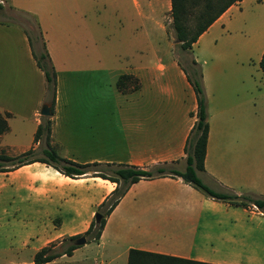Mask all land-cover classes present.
<instances>
[{
    "label": "crops",
    "instance_id": "crops-1",
    "mask_svg": "<svg viewBox=\"0 0 264 264\" xmlns=\"http://www.w3.org/2000/svg\"><path fill=\"white\" fill-rule=\"evenodd\" d=\"M45 1L4 0L1 9L30 14L41 25L56 72L52 143L59 154L78 163L128 164L144 168L175 162L176 167L183 170L186 140L196 120V95L179 62L188 64H184L170 48L164 52L159 44L154 47V36L158 35L156 28L152 30L151 27L155 20L154 10L160 3H167L171 8L170 0ZM244 3L253 8L249 17L245 16L247 18L244 17ZM116 18L129 33L134 46L129 54L133 53L134 59L127 55L128 58L120 61L121 55L114 54L118 61L113 66L111 51L105 55L102 50L96 59L92 26L114 24ZM255 19L264 20V0H241L210 25L190 51L191 59L201 66L209 123L205 170L199 171L198 175L215 190L264 197V99L256 100V96L261 95L256 88L262 87L256 85L249 62L241 57L251 50L248 26ZM52 24L60 26L55 33L50 27ZM144 25L149 34L144 33ZM0 26L4 23L0 22ZM143 36L152 47L148 50L149 59H145L143 50L139 49L138 43L140 41L142 45ZM263 52L264 40L260 43L259 60ZM39 71L43 84L41 82L37 91L32 111L36 128L42 117L41 104H52V93L48 92L44 74ZM122 74L130 76L125 91L116 86ZM12 112L0 105V114L6 120ZM7 124L10 129L8 120ZM2 137L3 133L0 140ZM39 142H34L33 137L32 143L21 152L30 148L36 150ZM22 170L27 174L23 189L42 203L23 211L27 221L22 239L18 235L5 249L27 250L29 264H88L94 254L101 259L100 264H120L122 254L127 255L131 248L217 264H258L251 255L233 249L218 255V250L223 249L221 240L225 239L223 243L239 241L233 235L220 237L215 242L200 238V243L186 245L184 239L174 240V234L168 236L162 232L163 224L182 211L179 197L200 202L204 206L201 211L188 209L191 213H201L199 217L207 209H225L231 216L264 214L255 206H232L204 196L181 178L170 176L133 183L106 217L97 241L86 238V242L76 244L70 254L63 253L50 262L36 263L34 255L41 248L50 243L57 246L66 236L86 232L94 220L96 208L111 193L115 183L93 176L91 172L71 178L41 161L0 172L13 175ZM77 185L83 187L75 189ZM159 199L171 208H149ZM58 207L63 208L69 224L65 228L53 224V231L47 234V215L49 213L53 221ZM35 222L36 226L31 230ZM125 223L130 226L129 233H137V244L127 243L119 250L117 241ZM109 237H113L112 241ZM124 238L127 237H121Z\"/></svg>",
    "mask_w": 264,
    "mask_h": 264
},
{
    "label": "rangeland",
    "instance_id": "rangeland-1",
    "mask_svg": "<svg viewBox=\"0 0 264 264\" xmlns=\"http://www.w3.org/2000/svg\"><path fill=\"white\" fill-rule=\"evenodd\" d=\"M41 1L46 2L45 0ZM2 5H4V0H0V22L4 23V26H0V105H4L14 112H12V116H8L9 118L7 120L10 123V129L8 128L9 130L7 129V131L3 133V137L0 140V152L12 157H17L22 153V149L32 143L34 137L33 132L37 129L33 121L34 117L32 116V111L36 103L37 91L40 88L41 82L43 84V76L40 75V68L36 64L35 55L38 51H41L42 42L45 38L42 37L41 25L38 26L34 16L15 10L4 11L1 9ZM243 9L245 12L244 17L246 15L249 17L248 15L253 12L252 6L248 3H244ZM233 12H236V10ZM153 13H156V21L153 20L154 22L151 27L152 30L156 28L158 35L154 36V47H156L157 43L159 44V48L164 52H167L168 50L166 49L170 48L184 64H189L191 51L182 50L177 45L171 27L169 5L167 3H160L158 9L156 11L154 10ZM117 20L118 18H116L114 24L104 23L102 25L96 24L92 26L96 59H99L98 56L101 55L102 50H105V55H108V52L111 51L110 54L113 66L115 62L118 61V58L116 60L113 57L114 54L121 55L119 58L120 61H123L124 58H128L126 57L127 55H130L129 57L133 56L132 59H134L133 53L129 54L134 47L132 46L133 43L131 45L129 33L123 30V26H121ZM50 27L55 33L56 28L60 26L52 24ZM67 27H69V25ZM145 29L146 26L144 25V33H148ZM248 31L252 38V41L249 43L251 50L245 52L241 57L249 62V71H253L256 85L262 87V89L256 88L257 91L261 92L260 96H256V100L259 101L264 99V72H262L258 66L260 43L264 40V20L255 19L251 21L248 26ZM29 38H31V42ZM107 38H109V41L106 40ZM142 39V45L140 46V41L138 43L139 49L143 50L142 53L146 56L144 58L149 59L150 55L148 50L152 48L150 41L146 40L144 36ZM33 43H35V45ZM237 47L238 43L236 48ZM228 51H231V49ZM224 63H226V61ZM19 103L22 104L20 105ZM43 104L44 102L41 104L40 109ZM262 129V144L264 146V114L262 118ZM39 143V147L33 153L34 157L43 156L42 149L45 147L44 140L40 139ZM6 164L11 166L10 162ZM25 172L26 170H22L13 175H5L0 172V264H14L15 262L29 264L27 250L5 249L8 243L14 241L18 235L20 239H22V232L26 227L27 221L23 211L28 210L29 206L31 208L35 205L39 207L42 203L29 196L30 192L23 189V184L27 179V174H25ZM82 187L81 185H77L75 189ZM204 196L206 195L204 194ZM179 198V202L182 204L179 205V208H182V211L176 213L170 219L169 223L163 224L161 228L162 232H166L168 236L174 234V240L181 241V239H184L187 243L186 245H196L200 243V238L203 240L206 239L209 242H215L214 240L219 241L220 237L226 238L229 235H233L235 239L239 241L223 243L225 239L221 240L222 243L220 244L223 249L218 250V255L227 254L233 249L240 254L251 255L258 264H264V214L259 215L255 213L251 215L239 213L238 215L231 216L225 213V209L214 211L206 208L207 211L204 215L199 217L201 213H191L188 209L191 208V210L196 209V211H201L204 206H202L200 202L193 199L185 200L184 198ZM168 207L170 206L162 203L161 199L153 202L151 206H149L151 209H165ZM175 207L177 208V206ZM62 211L63 208L58 207V211L54 213L53 221L50 220L48 213L46 218L47 234L53 231V229H51V225L53 224L61 228H65L69 224ZM98 212L99 209L97 207L95 214ZM95 214L94 221H96ZM35 226L36 222L32 223L31 227H29L32 230ZM129 229L130 226L125 223L122 227L123 233H120L122 236H120V240L118 239L117 241L119 250H122L127 243L137 244V233L135 231L134 233H129ZM123 236L127 238L121 239ZM109 238V241H112L113 237ZM68 239H70L69 236L64 237V240ZM88 241H91V239H88ZM66 245L67 244H65V246ZM94 260H96L95 264L101 263L99 256H95L94 254L91 256L88 264H94ZM119 262L120 264H126L127 255L122 254Z\"/></svg>",
    "mask_w": 264,
    "mask_h": 264
},
{
    "label": "trees",
    "instance_id": "trees-1",
    "mask_svg": "<svg viewBox=\"0 0 264 264\" xmlns=\"http://www.w3.org/2000/svg\"><path fill=\"white\" fill-rule=\"evenodd\" d=\"M239 1L241 0H170L171 27L177 45L182 50H191L193 43L196 42L198 37L230 6ZM29 40L31 42V38H29ZM34 42L36 43L35 40ZM35 43L33 44L35 45ZM35 58L37 66L44 73L48 92L52 93V114L51 116L41 117V121L34 133V142L40 141V139L44 140L45 147L42 149L43 156L34 157L33 153L35 150L32 148L22 152L17 157H12L0 152V171L11 170L33 161H41L53 166L59 172L71 178H77L91 172V175L93 176H99L114 182V189L98 206V213L102 216L101 219L98 222L93 220L86 232L82 234L87 239L97 241L100 238L106 222V217L117 206L129 187L140 179H153L162 176L179 177L185 183L200 190L212 199L226 202L234 206H255L258 210L264 213V197L253 196L246 193L238 194L231 190L218 191L204 183L198 175L199 171L205 170L204 161L206 156L209 123L206 96L202 84L201 66L194 59H191L188 65H183L179 62L195 92L197 100L196 120L189 132L184 148L186 153L185 167L183 170H180L176 167L175 162H164L152 167L144 168L128 164H99L96 162L78 163L62 157L58 152L57 146L52 143V115L56 92V73L44 39L42 42V49L36 53ZM259 67L264 71V52L259 60ZM129 77L130 76L127 74L120 75L116 81L117 88L125 91L127 89ZM7 129V120L0 114V135ZM8 162L11 163V166L6 164ZM82 235L71 236L68 240L63 239L61 244L57 246L56 243H50L48 246L41 248L35 253L34 262L46 263L52 261L63 253L70 254L72 249L77 247L74 243L75 239ZM65 244L67 245L65 246ZM126 264L217 263L131 248L127 254Z\"/></svg>",
    "mask_w": 264,
    "mask_h": 264
},
{
    "label": "water",
    "instance_id": "water-1",
    "mask_svg": "<svg viewBox=\"0 0 264 264\" xmlns=\"http://www.w3.org/2000/svg\"><path fill=\"white\" fill-rule=\"evenodd\" d=\"M40 114L42 116H51L52 114V111H51V106L49 103H44L40 109ZM101 214L100 213H96L95 214V220L96 222H98L100 219H101ZM86 242V237L85 236H80L78 237L74 243L77 244V245H80V244H84Z\"/></svg>",
    "mask_w": 264,
    "mask_h": 264
}]
</instances>
